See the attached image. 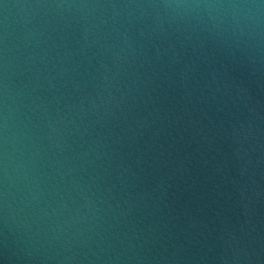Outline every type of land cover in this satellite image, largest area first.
<instances>
[{"label":"water","instance_id":"1","mask_svg":"<svg viewBox=\"0 0 264 264\" xmlns=\"http://www.w3.org/2000/svg\"><path fill=\"white\" fill-rule=\"evenodd\" d=\"M0 264H264V0H0Z\"/></svg>","mask_w":264,"mask_h":264}]
</instances>
